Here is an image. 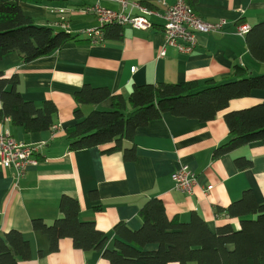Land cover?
I'll return each instance as SVG.
<instances>
[{
	"label": "crops",
	"instance_id": "crops-1",
	"mask_svg": "<svg viewBox=\"0 0 264 264\" xmlns=\"http://www.w3.org/2000/svg\"><path fill=\"white\" fill-rule=\"evenodd\" d=\"M96 1L62 0L54 6L26 3L22 9L37 24L56 31L66 25L67 30L79 33L99 25L95 16L77 10ZM98 1L102 7L131 16L142 14L133 4L150 7L154 13L146 17L151 28L126 25L119 39L67 43L54 54L27 63L17 53L0 60V71L19 75L25 100L36 104L50 100L57 107L54 134L49 130L25 134L21 127L11 126L8 118L0 122V130L7 129L16 140L38 147L37 165H29L22 177L0 166V238L15 229L28 241L30 258L20 264H109L100 252L75 248L69 238L59 240L52 250L49 237L32 228V219L51 222L58 218L63 194L78 200L81 220L94 221L108 235V248L116 223L139 227L138 209L150 198L162 200L168 217L178 215L187 220L196 212L210 230L228 221L218 216L216 209L238 199L244 190L250 189L258 202H264L263 143L252 142L220 158L213 157L214 149L228 138L223 113L207 122L166 113L138 127L133 139L134 161L124 160L122 151L103 153L102 147L70 151L65 134V129L76 122L73 96L85 84L127 96L133 85L147 83L196 81L200 87L210 80L221 83L230 79L238 65L254 76L264 73V64L251 56L245 35L236 32L241 24L251 27L264 21V0H197L194 11L199 16L208 22L224 21L225 25L220 32L198 35L197 45L189 53L167 45L162 32L164 9L175 0H127L125 8L118 0ZM162 49L165 55L159 57ZM261 101L264 89L253 90L248 97L232 100L229 108ZM110 107L111 100L106 99L79 109L87 114L91 109ZM122 144L129 148L132 143ZM242 156L251 159L252 166L239 170L234 160ZM183 166L197 180L190 194L181 191L171 178ZM229 221L237 226L235 220Z\"/></svg>",
	"mask_w": 264,
	"mask_h": 264
},
{
	"label": "trees",
	"instance_id": "trees-1",
	"mask_svg": "<svg viewBox=\"0 0 264 264\" xmlns=\"http://www.w3.org/2000/svg\"><path fill=\"white\" fill-rule=\"evenodd\" d=\"M62 0H0V60L17 53L23 63L49 56L67 43L88 44L87 35L67 29L56 31L40 25L26 15L23 5H57ZM194 9L197 0H184ZM150 8V7H149ZM124 25L102 26L101 43L119 39ZM251 56L264 64V21L251 26L245 34ZM20 77L16 73L0 71V122L9 119L13 127H21L25 134L49 130L54 125L57 107L45 100L41 104L25 100L20 91ZM264 89V73L251 75L241 66L233 68L230 79L218 83L207 81L200 87L196 81L176 83H147L133 85L127 96L111 94L107 87L83 85L73 99L77 105L73 114L76 122L65 129L70 151L102 147L103 153L122 151L126 161H134L133 139L138 127L169 113L177 117L207 122L223 113L228 138L213 151L220 158L252 142L264 144V101L239 109H230L234 99L250 96L253 90ZM111 100L108 109L95 108L84 114L79 106L97 105ZM123 141L131 146L123 147ZM113 144L103 148L104 145ZM237 169L252 166L249 158L238 157ZM216 212L227 219L210 230L196 212L187 220L178 215L168 217L160 198H150L140 206L138 228H130L119 221L113 227L112 246L106 247L109 237L98 229L94 221L81 220L78 200L63 194L59 200V216L51 222L32 219L34 230L49 237L51 249L62 238L71 239L82 251H98L109 264H264V202H258L250 189L238 199ZM229 220H235L234 222ZM30 258V245L15 229L0 238V264H20Z\"/></svg>",
	"mask_w": 264,
	"mask_h": 264
},
{
	"label": "built area",
	"instance_id": "built-area-1",
	"mask_svg": "<svg viewBox=\"0 0 264 264\" xmlns=\"http://www.w3.org/2000/svg\"><path fill=\"white\" fill-rule=\"evenodd\" d=\"M122 7L125 8L127 0H118ZM141 9L140 15L131 16L123 11H114L106 7H102L97 0L94 4L83 6L77 10L82 14H92L96 17L99 25L95 28L82 31L92 39V43H98L102 39L101 28L105 24L117 23L119 25H129L136 29L151 28V23L147 19V15L153 14V10L133 4ZM127 7V6H126ZM56 12H64L63 9H55ZM162 18L164 23L162 32L165 35L166 43L176 48L182 53L191 52L197 45V36L200 34H211L220 32L225 25L224 21L208 22L199 16L194 9L184 0H175L168 5L163 12ZM64 29H68L66 25H62ZM250 26L241 24L237 26L236 32L239 35H245ZM163 49L159 53V57L164 56ZM135 67L131 68L134 71ZM57 126H52L55 131ZM38 147L32 144L18 141L6 130H0V166L5 169H12L17 178L22 177L29 165H37L35 158ZM172 180L176 186L184 193H191L193 186L197 180L191 171L185 166L175 170L171 174ZM211 186H207L209 190Z\"/></svg>",
	"mask_w": 264,
	"mask_h": 264
},
{
	"label": "rangeland",
	"instance_id": "rangeland-1",
	"mask_svg": "<svg viewBox=\"0 0 264 264\" xmlns=\"http://www.w3.org/2000/svg\"><path fill=\"white\" fill-rule=\"evenodd\" d=\"M77 1H80V0H74V2H77ZM89 1H91V0H89ZM88 15H91L93 18H94V16L92 15V14H88ZM95 19V18H94ZM82 36H85L86 34L85 33H83L82 31H80L79 32Z\"/></svg>",
	"mask_w": 264,
	"mask_h": 264
},
{
	"label": "bare ground",
	"instance_id": "bare-ground-1",
	"mask_svg": "<svg viewBox=\"0 0 264 264\" xmlns=\"http://www.w3.org/2000/svg\"><path fill=\"white\" fill-rule=\"evenodd\" d=\"M49 131L54 134V130L50 127Z\"/></svg>",
	"mask_w": 264,
	"mask_h": 264
}]
</instances>
